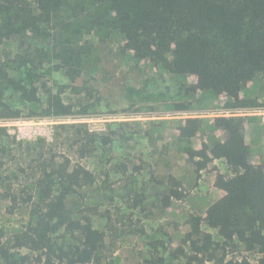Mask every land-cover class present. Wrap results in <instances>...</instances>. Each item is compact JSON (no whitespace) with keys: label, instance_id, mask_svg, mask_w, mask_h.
<instances>
[{"label":"trees","instance_id":"trees-1","mask_svg":"<svg viewBox=\"0 0 264 264\" xmlns=\"http://www.w3.org/2000/svg\"><path fill=\"white\" fill-rule=\"evenodd\" d=\"M87 2L90 6H80L74 19L62 25L60 36L66 37L58 40L57 36L49 51H44L33 48L31 41L46 34L70 0H0V40L20 43L15 54L0 53V119L22 115L5 100L10 87L27 103L44 107L43 111L31 110L28 117L57 121L94 117L89 100L96 98L97 89L87 81L75 84L83 74L85 55L92 49L86 37L93 32L117 31L136 60H147L174 74L196 75L198 81L186 87L188 93L213 91L239 100V89L264 73V0ZM48 58L57 61L70 82L57 93L45 83L40 87L14 74L26 68L42 70ZM67 87L78 95V100L64 98ZM42 91L48 94L45 104ZM238 103L234 106L258 105L254 100ZM176 107L187 108L179 104ZM253 119L251 115L187 117L177 127L179 137L188 141L206 126L222 131L224 139L212 146L205 143L201 149L190 150L189 155L199 173L216 159L225 160L231 171L230 175L217 173L215 185L223 195L209 206L206 216L192 218L194 229L183 239L192 246L191 264H264V163L252 162L246 138L247 124ZM56 128L54 141L48 144L33 146L27 142L26 148L24 143L19 144L23 154L39 155L36 166L30 164L25 170L26 184H38L39 200L33 202L34 196L25 200L32 203L31 221L16 236L12 248L3 247L0 232V256L6 264H111L106 232L95 227L86 200L85 188L96 183L97 175L82 161L100 146L110 149L120 134L91 130L87 123L61 122ZM73 128L77 131L71 132ZM0 135L9 136L7 127L0 126ZM58 144L69 145L67 150L79 160L67 151L61 152ZM7 155L8 148L1 146L0 184H15L14 173L7 170ZM112 169L125 176L130 165L120 161L113 163ZM169 181L171 195L182 199L181 181L173 175ZM203 225L218 230L223 241H216ZM238 244L247 251L258 250L257 262L247 257L228 259L226 253L218 257L219 249ZM22 247L33 254L12 251ZM185 254L184 244L173 251L176 258ZM151 263L156 264L154 260Z\"/></svg>","mask_w":264,"mask_h":264},{"label":"rangeland","instance_id":"rangeland-1","mask_svg":"<svg viewBox=\"0 0 264 264\" xmlns=\"http://www.w3.org/2000/svg\"><path fill=\"white\" fill-rule=\"evenodd\" d=\"M82 5L89 4L87 0H70V4L54 18L46 34L31 41L32 47L49 51L57 36L58 40H63L66 36H60L62 25L73 20ZM86 38L92 49L85 55L83 74L75 84L82 85L87 81L97 89L96 98L89 100L94 117H68L58 121L28 117L31 110L43 111L44 107L27 103L13 87L6 92V102L21 110L22 115L0 119V126L7 127L9 134L0 135V148H8L7 170L16 177L15 184H0L3 247L12 248L16 236L26 230L31 221L32 203L25 200L29 196H34L33 202L39 200L38 184H26L25 172L29 170L28 166L37 164L39 155L23 154L19 144L24 143L26 148L27 142L41 146L54 141L58 132L56 124L61 122L87 123L91 130L120 134L115 136L110 149L100 146L82 161L97 175L96 183L85 188L86 200L95 227L106 232L110 263L152 264L154 260L156 264H191L192 246L183 239L194 229L192 218L206 216L209 206L223 194L215 185L217 173L230 175L231 171L225 160L216 159L199 173L189 155L190 150L201 149L205 143L212 146L215 141L224 139L222 131L206 126L197 137L188 141L179 137L177 127L187 117L255 116L247 124L246 138L251 147L252 162L264 163V73L239 89V100L213 91L188 93L186 87L197 83L196 75L174 74L147 60H136L119 32H93ZM19 49L18 40H0V53L15 54ZM14 74L23 77L27 83L36 82L40 87L45 83L53 93H57L62 85L70 84L65 71L53 58H48L42 70L26 68ZM66 90L63 96L67 101L79 99L70 87ZM41 98L45 104L48 94L42 91ZM253 100L258 105L234 106L238 101L248 103ZM178 104L187 108L178 110ZM228 112L233 113L229 115ZM67 146L58 144V149L69 152L78 161ZM120 161L130 165L125 176L113 172L112 164ZM135 167L141 169L136 171ZM170 175L181 181L182 199L171 195ZM203 228L213 233L216 241H223L218 230L206 225ZM182 244L186 254L176 258L173 251ZM12 251L33 254L26 247ZM225 253L228 259L247 257L253 262L260 256L258 250L247 251L239 244L217 251L218 257ZM0 264H6L1 256Z\"/></svg>","mask_w":264,"mask_h":264},{"label":"built area","instance_id":"built-area-1","mask_svg":"<svg viewBox=\"0 0 264 264\" xmlns=\"http://www.w3.org/2000/svg\"><path fill=\"white\" fill-rule=\"evenodd\" d=\"M229 113V115L231 114V113H233V112H228Z\"/></svg>","mask_w":264,"mask_h":264},{"label":"crops","instance_id":"crops-1","mask_svg":"<svg viewBox=\"0 0 264 264\" xmlns=\"http://www.w3.org/2000/svg\"><path fill=\"white\" fill-rule=\"evenodd\" d=\"M223 193V192H222ZM223 195V194H222Z\"/></svg>","mask_w":264,"mask_h":264}]
</instances>
